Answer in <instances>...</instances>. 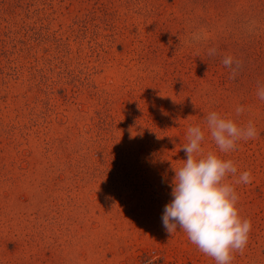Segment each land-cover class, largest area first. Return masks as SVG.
Masks as SVG:
<instances>
[{"label":"rangeland","instance_id":"374dc122","mask_svg":"<svg viewBox=\"0 0 264 264\" xmlns=\"http://www.w3.org/2000/svg\"><path fill=\"white\" fill-rule=\"evenodd\" d=\"M261 87L264 0H0V264H215L162 223L213 111L257 129L202 148L238 169L232 264H264Z\"/></svg>","mask_w":264,"mask_h":264},{"label":"clouds","instance_id":"9594fccd","mask_svg":"<svg viewBox=\"0 0 264 264\" xmlns=\"http://www.w3.org/2000/svg\"><path fill=\"white\" fill-rule=\"evenodd\" d=\"M214 54L215 49H210L209 55ZM222 63L235 78L239 62L226 56ZM257 96L264 101V87L258 89ZM243 110L238 107L237 115ZM206 132L219 153L225 154L234 151L238 141L258 135L251 122L241 126L215 111L207 115L206 129L199 125L189 127L187 143L182 148L186 159L179 168L173 166L172 200L164 208L162 223L168 233L173 234L177 229L186 233L189 241L215 264H232L233 253L246 247L252 225L241 217L237 206L239 196L233 183L227 180L237 174V166L216 152L204 154ZM251 181V172L244 171L235 182Z\"/></svg>","mask_w":264,"mask_h":264}]
</instances>
